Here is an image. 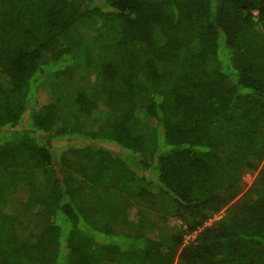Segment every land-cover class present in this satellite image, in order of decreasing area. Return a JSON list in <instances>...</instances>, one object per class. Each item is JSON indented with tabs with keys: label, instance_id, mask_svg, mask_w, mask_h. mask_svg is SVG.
I'll use <instances>...</instances> for the list:
<instances>
[{
	"label": "trees",
	"instance_id": "1",
	"mask_svg": "<svg viewBox=\"0 0 264 264\" xmlns=\"http://www.w3.org/2000/svg\"><path fill=\"white\" fill-rule=\"evenodd\" d=\"M0 264H264V0H0Z\"/></svg>",
	"mask_w": 264,
	"mask_h": 264
},
{
	"label": "rangeland",
	"instance_id": "2",
	"mask_svg": "<svg viewBox=\"0 0 264 264\" xmlns=\"http://www.w3.org/2000/svg\"><path fill=\"white\" fill-rule=\"evenodd\" d=\"M253 178H254V175L253 174H245L244 177H243V181L245 182V184L250 185L251 182H252V180H253ZM23 190L25 191L26 188H23ZM217 218L218 217H216V219ZM175 223H177V222L174 221V220H171V224L172 225L175 224Z\"/></svg>",
	"mask_w": 264,
	"mask_h": 264
}]
</instances>
